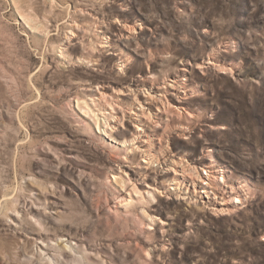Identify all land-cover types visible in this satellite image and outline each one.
Listing matches in <instances>:
<instances>
[{
  "label": "rangeland",
  "instance_id": "1",
  "mask_svg": "<svg viewBox=\"0 0 264 264\" xmlns=\"http://www.w3.org/2000/svg\"><path fill=\"white\" fill-rule=\"evenodd\" d=\"M101 27L117 45L93 51ZM90 51L98 64L81 60ZM209 61L213 69L197 67ZM189 62L193 116H166L150 132L171 136L166 158L214 161L230 170L226 182L211 198L177 199L171 180L144 179L132 153V178L159 190L118 218L99 213L100 202L117 204L112 157L129 149L84 121L77 97L93 106L89 84L163 85ZM232 186L243 201L219 205ZM4 200L0 264H264V0H0Z\"/></svg>",
  "mask_w": 264,
  "mask_h": 264
},
{
  "label": "bare ground",
  "instance_id": "2",
  "mask_svg": "<svg viewBox=\"0 0 264 264\" xmlns=\"http://www.w3.org/2000/svg\"><path fill=\"white\" fill-rule=\"evenodd\" d=\"M109 34L110 33L107 30L101 27L99 33L93 35V39L90 38V42H92L91 44L94 45V48H92L93 51L98 49L99 46L106 47L113 44L117 45V39L115 36ZM76 36H79V34ZM122 36L127 35H121V37ZM67 38L73 40L69 36ZM71 40L68 39L70 42ZM69 44H65V47H63L65 51H68ZM96 46L97 48L95 49ZM87 48H89V46H87ZM98 57V52L91 53L90 51L87 54L83 53V59L81 60H83V62H86V60L95 61V64H98ZM128 61V58L124 59L122 63L119 64V69L125 70L128 66ZM190 64L181 67L179 73L166 80L163 85H152L150 88H147L144 83L139 82L135 87L130 85L120 89L119 92L113 91L112 93H107L106 91L101 90L98 85V87H96L93 84H89L83 87V90L92 87L91 90H96V93L92 95V103L94 107L91 106L86 99L80 96L77 97L78 105L84 110V117H82V119L87 122L85 115H91V117L95 119L99 128L104 125V132L111 141L118 144L116 146L113 144L114 147L119 148L118 146L124 144L123 146L126 147V150L129 149L128 154L124 155V157L117 155V152L112 157L113 160H118L120 162L118 163L119 165L117 164L118 167L113 168L114 180L122 186V188L119 187L115 199L113 198L114 200H112L116 201L117 204L116 206H113L109 199L100 202V208L97 207L99 213L106 214L108 218H118L122 209H127L130 205H134L135 202L145 203L146 199L155 196V190H159L157 187L154 188L152 184L145 182L146 180L140 183V181H137V178L136 180L132 178V176L137 174V171L133 169L132 165L127 164V162L129 163V160L133 159L132 153H134V156L136 154L143 156V159L140 160L138 166L139 169H148L145 171L146 173H143L146 175L144 179H148L152 173L155 177L154 181L157 182L158 180H161V185H164L163 183L165 181L171 180L172 186L169 190H176V192L173 191L172 193L176 195L177 199L186 200L188 198L193 200L194 196H191L193 192L196 194L201 192L202 197L211 198L210 194L214 193V189L223 187L221 183L226 182L225 176H227L230 171L228 168H215L214 161H211L210 163L203 162L206 167H198V165L192 164L184 159L179 158V160H177L173 157L172 159L169 157L166 158V153L169 151V139L171 136L166 131L158 132L159 134L150 132V130L155 126H158L161 120L166 116H174L178 118H181L182 116H193L189 113L185 103L187 102L186 99L189 98L187 95L189 94L188 90H190L191 86L189 82V73L192 70V64ZM213 65L214 63L209 61L206 66L205 64H202L197 67H205L204 69L210 70L213 69ZM122 95L129 96L130 106L127 110H123L121 105L116 102L122 98ZM99 114L104 117V121L99 117ZM89 124L90 123H88V125ZM124 132L126 133L125 137L130 138L120 140L121 137H119V134ZM180 135L186 136L187 129L186 131L181 130ZM156 163H158V167H155ZM165 177L166 179H163ZM147 187L150 189H147ZM198 188L199 190H197ZM180 189L185 190L184 194L187 193L190 195H187L186 197L183 193H178V190ZM236 190V187L233 188L232 186L230 191L231 194L229 195L231 197L229 199L224 198L219 205H223L227 202L232 204L242 202L243 196L241 197L240 194H237ZM215 197L217 196L215 195ZM5 200L2 202V206H0L1 210L5 206ZM214 211L218 213H226L228 209L225 207H216Z\"/></svg>",
  "mask_w": 264,
  "mask_h": 264
}]
</instances>
